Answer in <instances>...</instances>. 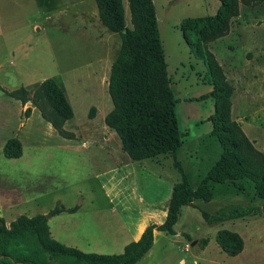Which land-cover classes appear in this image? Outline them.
I'll use <instances>...</instances> for the list:
<instances>
[{"label":"rangeland","instance_id":"1","mask_svg":"<svg viewBox=\"0 0 264 264\" xmlns=\"http://www.w3.org/2000/svg\"><path fill=\"white\" fill-rule=\"evenodd\" d=\"M34 3L39 5L40 15L29 20H38L44 30L36 35L33 49L24 46L18 52L23 61L16 55V64L24 68L25 74L37 69L39 80L53 78L64 89L74 108V118L67 125L74 138H63L39 124L36 128L42 143L33 145L35 158L30 162L34 169L18 171L19 164H13L14 167L0 162V184L4 190H11V196L19 201L6 220H15L23 214L48 215L57 206L83 204V226L86 227L96 218L101 220V215L95 217L97 204L102 205L99 214L118 220L111 212L113 202L138 205L142 204L141 197L151 202L165 201L174 185L182 180L175 158L162 155L135 161L124 151L117 133L106 124V116L113 109L109 79L121 46L118 37L112 36L109 30L103 35L95 24L84 27L83 17L95 21L97 7L93 0H36ZM154 4L168 72L179 99V127L186 133L177 160L196 185L221 157L223 147L212 136L216 105L213 85L208 80L205 63L191 52L181 25L183 19L203 16L207 10L208 14H216L220 0H154ZM52 6L64 10L55 18L47 19L42 12L52 10ZM248 26L264 27V2L240 3L239 14L233 17L231 27ZM238 37L231 35L216 42L215 48L229 53L231 64L241 66L246 53L252 56L256 50L246 47ZM255 64L258 78L251 83L254 90L250 97H243L241 80L237 83L239 90L232 97V117L255 146L264 151V56ZM13 84L16 81L7 83L10 87ZM27 84V88L36 86L30 81ZM17 105L11 104L14 111ZM7 134L8 131L4 138ZM27 152L30 158L28 143ZM248 192L253 194L252 187ZM214 194L209 202L199 201L182 208L175 225L179 236H169L161 242L154 260H148V264H154L156 258L161 264H264L261 215L210 224L205 220L204 211L215 214L229 204L249 203L243 194L236 195L218 186ZM79 224V217L64 214L54 218L51 226L55 235L71 237ZM221 229L242 235L245 248L240 254L233 256L223 250L216 238ZM203 238L210 239L205 248L201 246Z\"/></svg>","mask_w":264,"mask_h":264},{"label":"trees","instance_id":"2","mask_svg":"<svg viewBox=\"0 0 264 264\" xmlns=\"http://www.w3.org/2000/svg\"><path fill=\"white\" fill-rule=\"evenodd\" d=\"M96 1L102 24L121 36L120 50L110 73L113 109L106 116V124L117 133L124 151L135 161L173 156L182 180L173 187L165 221L149 224L139 240L128 243L123 252L116 254L85 252L52 236L50 217L64 211L75 212L76 207L57 206L48 215L23 214L10 225L0 216V264H136L153 247L156 230L175 235L182 208L190 203L211 201L217 186L236 195L243 194L249 203L229 204L215 214L204 211L208 223L245 219L264 212V151L255 146L233 119L234 85L209 48V43L229 33L241 2L253 4L264 0H220L216 14L182 20L181 28L191 52L205 63L208 80L213 85L216 105L212 136L223 147L221 157L196 185L177 160L186 133L179 127V99L168 72L154 0H129L132 28L126 23L123 0ZM0 89L24 104L33 102L61 136L74 138V133L65 128L66 122L74 117L73 106L53 78H47L32 91L26 87L13 91ZM30 111L28 108L25 113ZM4 154L8 158L21 157L22 141L10 138ZM249 187L253 189L252 195ZM216 238L229 255H238L245 248L244 238L236 231L221 229ZM209 241L203 238L201 246L205 248Z\"/></svg>","mask_w":264,"mask_h":264},{"label":"crops","instance_id":"3","mask_svg":"<svg viewBox=\"0 0 264 264\" xmlns=\"http://www.w3.org/2000/svg\"><path fill=\"white\" fill-rule=\"evenodd\" d=\"M35 1L36 0H0V87L9 91H13L20 87H25V85H29L27 84V81H30L33 85H36L34 88L26 87L28 90L32 91L41 82L47 79L42 78L41 80H39L37 78V69L29 70L27 74H25L24 68L19 67L16 64L15 60L16 55L21 49L24 48V46L28 50L33 49L36 35L40 31L44 30V26H40L38 20H29L32 18H38V16L40 15L39 5L35 4ZM204 1L206 2V0ZM80 2H83V0H80ZM93 3L97 7L95 11V21L93 22L89 18L85 19V17H83V20L85 21L84 27L88 28L90 25L92 26V24H95V27H97L98 30L102 31L103 35H105L108 28L101 22L99 9L96 5L97 1L93 0ZM123 5L125 9L127 26L129 28H132L129 0H123ZM52 7V10L49 9L42 12L43 14H45V17L47 19L55 18L56 15H59L64 10L63 8H59L57 6ZM208 13L209 12L207 10V14L205 15H211ZM112 33V36L118 37L119 42H121L120 34L115 32ZM231 35H239V41L245 43L246 47L248 46L252 50H256L254 51V54L252 56L250 55V53H246L247 58L245 60V63H243L241 66L231 64V56L229 55V53L219 52V50L215 48L216 42L224 40ZM211 50L222 65L228 80L234 85L233 96H236L239 90L237 87V83L241 80L242 89L240 91L243 92L242 96L250 97L251 93L254 90L252 89L251 83L252 81L256 82L258 78L255 71V63L264 56V27H231L227 35L211 42ZM17 58L22 57H18L17 55ZM34 74L36 76L33 80ZM8 81H16V84H13L10 87L7 85ZM68 97L69 96L67 95V98ZM11 104H19L17 105L18 108L16 111H14V109L11 107ZM28 108H30L31 111L29 114H26L25 111ZM71 120L66 122V129ZM39 124L46 126L47 129H49L52 133L54 131L58 133L53 125L46 119H44L40 109L36 105H34L33 102L28 101L26 104H24L22 103V101L11 97L0 89V162H2L3 164L8 162L11 163V165L19 164L17 167L18 171H28L30 169H34V165H32L31 163L35 158L33 145L35 143H42V140H40L39 138L41 133L36 128V125ZM6 131H8V134L4 138V133ZM34 136L35 138L33 139ZM13 137H18L23 143V155L18 158H8L4 154V146L6 142ZM27 143L30 147V158L27 152ZM31 147H33V149ZM11 193V190H4L0 184V216L5 219L8 225H10V223L14 220L8 221L6 220V216L15 206V203L19 202L16 198L11 196ZM171 196L172 194H169L165 198V201L162 202H151L147 201L146 198L141 197L140 199L142 204L138 205H131L130 203L116 204L113 202L111 212L113 215L119 217L118 220H109L108 218L104 217L105 214H99L98 211L102 210V208H100V206L102 205L97 204L95 206L97 211L95 213V217L101 215V220L99 221V219L96 218L90 221V223L86 225V227H84L85 225L83 226V213L85 210L83 204L64 206L67 209L76 207L77 210L75 212L64 211L52 216L49 219L51 233L52 236L57 240L65 242L69 246L77 247L85 252H95L100 254L121 253L124 251L128 243L140 239L144 230L149 224H162L165 221L168 214V205ZM92 207L93 206H91V208ZM64 214H70L73 217L80 218V227L75 231V233L72 234L71 237H67L63 234H59V236L55 235L51 226L52 220H54V218H58ZM257 215H261L262 219L264 220V212H260ZM260 234L262 245H264V224L261 227ZM169 236L177 237L179 236V233L177 232L175 235H169L156 230L155 242L153 247L136 264H143L144 262L148 264V260H154V254L156 250H158L159 244L163 241H166L167 238H170ZM154 264L161 263L156 258Z\"/></svg>","mask_w":264,"mask_h":264},{"label":"built area","instance_id":"4","mask_svg":"<svg viewBox=\"0 0 264 264\" xmlns=\"http://www.w3.org/2000/svg\"><path fill=\"white\" fill-rule=\"evenodd\" d=\"M189 248V247H188Z\"/></svg>","mask_w":264,"mask_h":264},{"label":"water","instance_id":"5","mask_svg":"<svg viewBox=\"0 0 264 264\" xmlns=\"http://www.w3.org/2000/svg\"><path fill=\"white\" fill-rule=\"evenodd\" d=\"M35 105V104H34Z\"/></svg>","mask_w":264,"mask_h":264}]
</instances>
